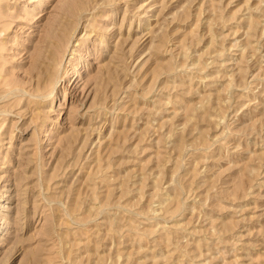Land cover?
I'll list each match as a JSON object with an SVG mask.
<instances>
[{
	"label": "rangeland",
	"instance_id": "374dc122",
	"mask_svg": "<svg viewBox=\"0 0 264 264\" xmlns=\"http://www.w3.org/2000/svg\"><path fill=\"white\" fill-rule=\"evenodd\" d=\"M0 29V264H264V0H0Z\"/></svg>",
	"mask_w": 264,
	"mask_h": 264
},
{
	"label": "bare ground",
	"instance_id": "6f19581e",
	"mask_svg": "<svg viewBox=\"0 0 264 264\" xmlns=\"http://www.w3.org/2000/svg\"><path fill=\"white\" fill-rule=\"evenodd\" d=\"M251 23H252V22H251ZM75 26H76V25H75ZM1 31H2V32H1ZM1 33H3V29H2V30L0 29V35H1ZM62 34H63V33H62ZM64 34H65V33H64ZM73 34H74V33H73ZM69 35H70V34H69ZM61 36H62V35H61ZM71 36H72V35H71ZM73 36H74V35H73ZM63 38H64V36H63ZM69 38H71V37H69ZM54 41H55V40H54ZM68 41H69V40H68ZM55 42H56V41H55ZM58 43H59V42H58V39H57V44H58ZM51 44H52V43H51ZM53 44H54V43H53ZM57 44H56V45H57ZM67 44H68V43H67ZM75 45H76V44H75ZM57 46H58V45H57ZM67 46H68V45H67ZM47 48H49V49L46 50V51H49V52H47V53L50 54V49H51L50 46H48ZM57 48H58V51L60 52L61 56H59L58 54H55V53H54V55H53V60H54V59H55V60H59V57H62L63 53L66 52V50H67V49H66V45L61 46V44H60V46H58ZM53 52H54V51H53ZM64 54H65V53H64ZM51 55H52V54H51ZM47 57H48V56H47ZM50 63H51V61H50ZM50 63H48V64H50ZM52 63H53V62H52ZM46 65H47V64H46ZM50 66H51V65H50ZM50 66H49V67H50ZM53 66H54V64H53ZM51 67H52V66H51ZM52 68H54V67H52ZM48 69H49V68H48ZM50 70H51V69H50ZM46 71H47V70H46ZM48 71H49V70H48ZM53 72H54V71H52V74H53ZM47 73H48V72H47ZM47 73H46V74H47ZM48 74H49V73H48ZM48 74H47V75H48ZM50 74H51V72H50ZM46 77H47V76H46ZM51 77H52V76H51ZM48 79H49V77H48ZM50 79H52V78H50ZM49 81H51V80H49ZM54 86H55V85H54ZM44 93H45V92H44ZM46 93H47V92H46ZM46 97H47V96H46ZM43 98H44V97H43ZM4 113H5V111H4ZM2 205H3V204H2ZM4 207H6V206L4 205ZM7 223H8V222H7ZM9 224H10V223H9ZM5 228H6V227H5ZM2 233H3V232H2Z\"/></svg>",
	"mask_w": 264,
	"mask_h": 264
}]
</instances>
